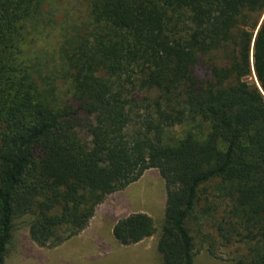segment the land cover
<instances>
[{
  "label": "trees",
  "instance_id": "16d2710c",
  "mask_svg": "<svg viewBox=\"0 0 264 264\" xmlns=\"http://www.w3.org/2000/svg\"><path fill=\"white\" fill-rule=\"evenodd\" d=\"M44 4L0 0V264L20 218L58 246L149 168L163 264H196L204 223L264 264V0H88L54 65L33 45ZM156 233L145 212L112 226L121 245Z\"/></svg>",
  "mask_w": 264,
  "mask_h": 264
},
{
  "label": "rangeland",
  "instance_id": "374dc122",
  "mask_svg": "<svg viewBox=\"0 0 264 264\" xmlns=\"http://www.w3.org/2000/svg\"><path fill=\"white\" fill-rule=\"evenodd\" d=\"M88 10V0H45L34 23L38 34L33 45L46 51L50 65L58 64L65 39L69 40L74 29L88 22ZM246 79L257 84L253 71ZM190 126V123L176 125L170 132L182 136ZM165 199L164 180L156 168H149L138 180L108 195L97 205L84 230L51 248L36 245L29 237L26 224L29 217L20 218L16 221L5 264H163L156 243L164 220ZM133 212L152 216L157 233L138 243L121 245L112 235V226L117 219ZM191 231L196 264H235L245 253L242 245L219 237L210 223L192 224Z\"/></svg>",
  "mask_w": 264,
  "mask_h": 264
},
{
  "label": "crops",
  "instance_id": "0c3cea01",
  "mask_svg": "<svg viewBox=\"0 0 264 264\" xmlns=\"http://www.w3.org/2000/svg\"><path fill=\"white\" fill-rule=\"evenodd\" d=\"M111 231H112V229H111Z\"/></svg>",
  "mask_w": 264,
  "mask_h": 264
}]
</instances>
